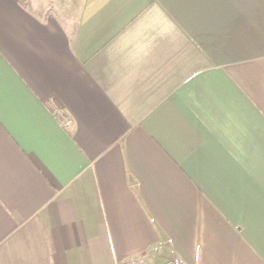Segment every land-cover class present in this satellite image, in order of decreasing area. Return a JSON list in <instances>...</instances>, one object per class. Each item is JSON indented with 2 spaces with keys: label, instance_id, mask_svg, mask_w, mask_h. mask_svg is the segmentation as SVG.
Returning a JSON list of instances; mask_svg holds the SVG:
<instances>
[{
  "label": "crops",
  "instance_id": "1",
  "mask_svg": "<svg viewBox=\"0 0 264 264\" xmlns=\"http://www.w3.org/2000/svg\"><path fill=\"white\" fill-rule=\"evenodd\" d=\"M264 264V0H0V264Z\"/></svg>",
  "mask_w": 264,
  "mask_h": 264
},
{
  "label": "built area",
  "instance_id": "2",
  "mask_svg": "<svg viewBox=\"0 0 264 264\" xmlns=\"http://www.w3.org/2000/svg\"><path fill=\"white\" fill-rule=\"evenodd\" d=\"M116 264H149L145 255L140 254L118 261Z\"/></svg>",
  "mask_w": 264,
  "mask_h": 264
}]
</instances>
